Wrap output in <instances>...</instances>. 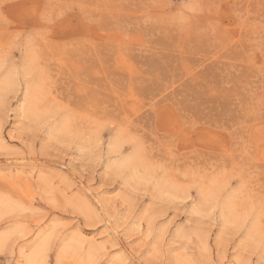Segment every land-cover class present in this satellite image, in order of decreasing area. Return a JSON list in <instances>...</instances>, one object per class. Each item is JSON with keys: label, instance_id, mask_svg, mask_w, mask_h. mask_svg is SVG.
Instances as JSON below:
<instances>
[{"label": "rangeland", "instance_id": "obj_1", "mask_svg": "<svg viewBox=\"0 0 264 264\" xmlns=\"http://www.w3.org/2000/svg\"><path fill=\"white\" fill-rule=\"evenodd\" d=\"M0 264H264V0H0Z\"/></svg>", "mask_w": 264, "mask_h": 264}, {"label": "bare ground", "instance_id": "obj_2", "mask_svg": "<svg viewBox=\"0 0 264 264\" xmlns=\"http://www.w3.org/2000/svg\"><path fill=\"white\" fill-rule=\"evenodd\" d=\"M27 264H39L37 253L33 254L28 258Z\"/></svg>", "mask_w": 264, "mask_h": 264}]
</instances>
